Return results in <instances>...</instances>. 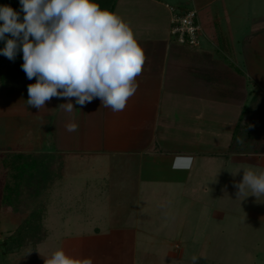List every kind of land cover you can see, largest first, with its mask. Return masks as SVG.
<instances>
[{
  "label": "crops",
  "instance_id": "obj_1",
  "mask_svg": "<svg viewBox=\"0 0 264 264\" xmlns=\"http://www.w3.org/2000/svg\"><path fill=\"white\" fill-rule=\"evenodd\" d=\"M111 7L144 50L138 88L120 112L98 98L83 107L74 98H52L49 147L38 152L63 158L48 193L47 233L33 247L3 250L1 263L17 262L12 255L28 250L33 253L27 263L45 264L63 250L91 264H145L149 214L198 203L210 217L205 230H215L217 216L246 210L234 200L243 170L264 173V0H111ZM171 8L197 10L203 28L198 46L180 44L170 34ZM68 102L74 105L71 113L59 107ZM253 120L260 124L253 127ZM69 124L76 131H67ZM67 158L103 163L106 174L80 175L76 192V182L63 173ZM63 209L70 230L57 235ZM114 215L122 221L99 226ZM54 234L59 238L45 244Z\"/></svg>",
  "mask_w": 264,
  "mask_h": 264
},
{
  "label": "rangeland",
  "instance_id": "obj_2",
  "mask_svg": "<svg viewBox=\"0 0 264 264\" xmlns=\"http://www.w3.org/2000/svg\"><path fill=\"white\" fill-rule=\"evenodd\" d=\"M16 64V58L13 62L0 55V250L16 239L24 242L36 241L43 231L30 230L31 226L35 227L38 224L33 212H42L44 202L48 198V195L44 194L45 191L39 195L38 178L33 175L38 172V168L43 169V166L28 167V162L40 164L46 160L48 170L59 175L62 172L61 154L38 152L47 151L46 148L49 147L47 144L49 124L55 119L54 115L51 118V114L47 117L51 101L46 102L45 107L41 109L28 106L27 86L35 83V79H27L21 68L13 74ZM58 118H61V112L58 113L56 121ZM45 133L46 136L42 139L40 134L45 135ZM44 155H47L46 158ZM67 161L63 173L76 182L72 184L75 185L76 192L78 185H81L80 181L77 184V177L80 175L106 174L104 170L107 167L103 163L101 164L103 167H98L97 162L91 163L92 160L89 158L81 159L80 164L76 159L67 158ZM75 161L77 163L74 164ZM116 172L119 173L120 170ZM122 173L123 169L120 174ZM245 196L234 200L246 205V210L241 211L238 216H224V218L217 216L215 230L213 227L205 230L206 219L210 218L207 215L208 210L197 208L196 202L192 206H189L188 202L185 209L181 210L161 211V214H157V211L152 212L148 215L150 243L144 248L142 252L144 259L142 258L141 261L145 264H193L192 258L196 257L195 264H264V196L258 199L252 196L245 198ZM174 197L179 199V193ZM252 204L256 205L253 207ZM163 205H166V202ZM252 211L257 212L256 216L250 215ZM61 212L64 216L59 213L60 220L64 222L66 219L67 225L65 209ZM121 217L115 216L111 219L109 216L108 220L104 218L105 224L99 226L107 228L113 223L116 225L122 221ZM11 218H14L15 222H11ZM60 220L56 226L57 235H63L70 230L65 222L62 226ZM76 232L78 231L74 233ZM55 236L56 234L52 235L48 243L47 241L44 243L47 245L53 243L59 238ZM177 243L182 245L181 249L173 247L172 244L176 246ZM45 244L41 246L45 248ZM52 248L53 246L48 252ZM54 249L56 250V247ZM32 253L33 251L28 250L15 253L12 258H19L18 261L8 264H29L27 261H30L29 254ZM0 264L4 263L0 262Z\"/></svg>",
  "mask_w": 264,
  "mask_h": 264
},
{
  "label": "clouds",
  "instance_id": "obj_3",
  "mask_svg": "<svg viewBox=\"0 0 264 264\" xmlns=\"http://www.w3.org/2000/svg\"><path fill=\"white\" fill-rule=\"evenodd\" d=\"M20 12L0 5V55L15 61L35 83L27 86L28 106L41 109L52 98L81 107L98 98L113 112L123 111L138 84L145 63L144 50L127 22L102 9L95 0H19ZM23 13L21 20L20 13ZM10 37V38H9ZM66 112L72 102L59 105ZM67 131H76L75 124ZM237 198L264 196V173L243 170L234 183ZM195 264L196 257H193ZM45 264H91L57 250Z\"/></svg>",
  "mask_w": 264,
  "mask_h": 264
},
{
  "label": "trees",
  "instance_id": "obj_4",
  "mask_svg": "<svg viewBox=\"0 0 264 264\" xmlns=\"http://www.w3.org/2000/svg\"><path fill=\"white\" fill-rule=\"evenodd\" d=\"M95 2L98 3L102 9H106V10L110 11L111 8H112L111 7V0H95ZM0 5H9L14 10L20 12V7L21 6H20L19 0H0ZM20 17H21V20H22V18H23V13L22 12L20 13ZM3 47H4V42L0 41V49H2ZM16 59H17V64L14 67V71L12 72L13 74H16L18 72V69L21 68V64L23 63L22 52H18V54L16 56ZM254 124L255 125H259L260 124L259 120L258 121H254L253 120V124H252L253 127H254ZM46 156L47 155H44V158H46ZM45 161L46 160H43L42 163H40V164L39 163L34 164L33 162H28V167H32L33 168L35 165L43 166V169L42 168L41 169L38 168V172L37 173H33L32 172L34 177L38 178L37 182H38V186H39L38 187L39 195L42 194L44 191H45L44 194L46 193V195H48V193L50 191V187H51V185L53 183V180L55 179L56 176L59 175V174H57L54 171L48 170L46 168V166H48V164L45 163ZM61 164H62V162H61ZM48 171H49V173H48ZM52 172H54L55 174L52 173ZM50 173H52V175ZM47 201L48 200L46 199V202H44V208H43L42 212H40V213L39 212L38 213L37 212H33L34 213L33 216H36L35 217V221L37 219L38 224L35 227L31 226V229H30L33 232H36L38 230H40V231L43 230L42 231L43 234L41 233L42 236H41V234L38 233L39 237H38V239L36 241H28L27 240V241L24 242L21 239L13 240V241L9 242L8 245H6V247H3V250L5 252H8V251L14 250V249H18V250L19 249H24L25 247H33L36 244V242L41 241L44 238V236L47 233V231L45 229V226H44V221H45V217H46V211L45 210H46ZM27 228H29V227H27ZM33 232H31L32 235H35ZM3 246H5V245H3ZM3 250H0V254H1V252L5 253Z\"/></svg>",
  "mask_w": 264,
  "mask_h": 264
},
{
  "label": "built area",
  "instance_id": "obj_5",
  "mask_svg": "<svg viewBox=\"0 0 264 264\" xmlns=\"http://www.w3.org/2000/svg\"><path fill=\"white\" fill-rule=\"evenodd\" d=\"M172 10L170 34L176 37L177 42L190 46H198L201 41L203 28L197 19V10L185 12Z\"/></svg>",
  "mask_w": 264,
  "mask_h": 264
}]
</instances>
